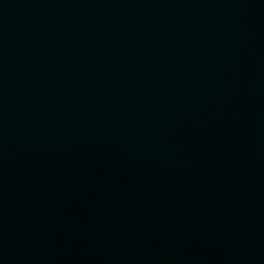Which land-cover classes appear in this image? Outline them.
I'll return each instance as SVG.
<instances>
[{
	"label": "water",
	"instance_id": "1",
	"mask_svg": "<svg viewBox=\"0 0 264 264\" xmlns=\"http://www.w3.org/2000/svg\"><path fill=\"white\" fill-rule=\"evenodd\" d=\"M0 264H264V0H0Z\"/></svg>",
	"mask_w": 264,
	"mask_h": 264
}]
</instances>
